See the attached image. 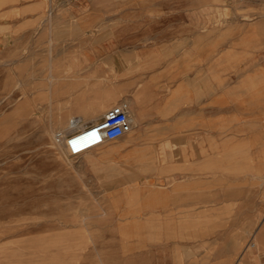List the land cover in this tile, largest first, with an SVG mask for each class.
<instances>
[{"label":"rangeland","instance_id":"1","mask_svg":"<svg viewBox=\"0 0 264 264\" xmlns=\"http://www.w3.org/2000/svg\"><path fill=\"white\" fill-rule=\"evenodd\" d=\"M77 1L50 0L47 43L34 37L31 44L18 43L16 52L0 53L1 263L264 264V148L255 147L264 145V139L242 141L235 156L210 149L206 159L211 170L202 174L207 181L201 180L200 172L193 173L190 189L187 185L180 192L178 188L171 190L174 182L169 180L173 175L164 181L161 186L168 190L166 195L173 191L174 196H185L193 202L186 213L185 205L177 203L166 208L152 204L143 207L144 197L160 191L155 165L164 157L140 149L149 153L143 166L128 162L126 157L133 153L129 148L134 144L128 140L134 138L133 134L106 141L100 149L129 143L109 159L112 168L101 165L98 169H76L67 161L66 147L58 145L55 134L61 129L67 133L75 130L70 123L66 126L78 116L71 108L74 55L79 48L95 47L94 34L91 32L94 39L90 42L89 33L85 36L71 15ZM159 1V12L146 8L139 19L144 26L158 15L159 24L156 19L152 24L160 27L161 40L174 31L226 27L234 14L231 6L249 2ZM106 25L115 28L119 22L102 21L98 31L105 30ZM96 62L103 68L104 61ZM98 74L91 86L100 103L104 99V77L103 72ZM259 79L264 76H242L239 82L243 89H252ZM233 94L243 98L252 91ZM107 108H95L99 121L111 109ZM254 127L258 126L243 122L234 128L252 132ZM257 156L263 159L261 169L252 171ZM227 162L239 163L246 170H221ZM175 207L181 209L175 211ZM186 215L190 218L184 219Z\"/></svg>","mask_w":264,"mask_h":264},{"label":"crops","instance_id":"2","mask_svg":"<svg viewBox=\"0 0 264 264\" xmlns=\"http://www.w3.org/2000/svg\"><path fill=\"white\" fill-rule=\"evenodd\" d=\"M88 1L78 0L71 14L85 36L89 33L90 42L95 37L94 49L79 48L74 55L72 111L90 123L97 115L96 107L126 104L136 140L129 151L149 149L152 155L164 157L155 165L160 191L144 197L143 207L177 203L185 205V213L190 212L193 202L185 196H174L173 191L166 195L168 190L161 186L164 181L173 175L174 179L169 180L174 182L171 190L178 188L180 192L187 185L190 189L193 173L200 172L201 180L207 181L202 174L211 170L206 159L210 149L235 156L242 141L264 139V79L252 89H243L239 82L242 76H264V0L232 5L230 11L234 14L226 27L174 31L165 40L159 38L160 27L152 24L155 19L159 24L158 15L144 26L139 19L146 8L159 12V0L152 4L143 0ZM49 3L0 0V53L16 52L18 43L31 44L34 37L42 44L48 42ZM114 19L119 26L106 25L105 30L98 31L102 21ZM96 61H104L103 68ZM102 72L104 99L98 103L91 85ZM248 91L252 95H232ZM243 122L258 127L252 132L236 131L239 127L235 129V125ZM255 147L261 149L264 145ZM171 156L176 158L170 161L167 158ZM262 160L261 156L255 158L252 171L261 169ZM232 163L222 164L225 168L221 170H246ZM199 207L202 210L203 203Z\"/></svg>","mask_w":264,"mask_h":264},{"label":"built area","instance_id":"3","mask_svg":"<svg viewBox=\"0 0 264 264\" xmlns=\"http://www.w3.org/2000/svg\"><path fill=\"white\" fill-rule=\"evenodd\" d=\"M78 124L80 125L76 118L71 120V126L76 130L70 133L69 140L65 141V147L74 154H79L88 147H96L106 141L121 138L133 127L126 104H116L99 122H92L84 127H77ZM56 138L59 141L61 137ZM85 139L90 140L83 142ZM80 140H83V143H79Z\"/></svg>","mask_w":264,"mask_h":264},{"label":"bare ground","instance_id":"4","mask_svg":"<svg viewBox=\"0 0 264 264\" xmlns=\"http://www.w3.org/2000/svg\"><path fill=\"white\" fill-rule=\"evenodd\" d=\"M229 1V0H228ZM6 43V42H5ZM4 44V43H3ZM118 75V74H117ZM122 75V74H121ZM120 76V75H119ZM110 77V76H109ZM121 77V76H120ZM116 78V77H115ZM148 95V94H147ZM151 95H153V94H151ZM150 98V97H149ZM148 104V103H147ZM89 107H91V106H89ZM77 108V107H76ZM105 108H107V107H105ZM111 108V107H110ZM109 108V109H110ZM85 109H86V107H85ZM84 109V110H85ZM93 109V108H92ZM108 109V108H107ZM106 109V110H107ZM147 109V108H146ZM95 110V109H94ZM102 110V109H101ZM104 110V109H103ZM86 111V110H85ZM84 111V112H85ZM108 111V110H107ZM87 112V111H86ZM90 113H92L91 111H90ZM107 113V112H106ZM147 113V112H146ZM83 115H84V113H82ZM98 114L99 113H97V115H95L94 117H93V120H92V118H91V122H93V123H95V122H99V117H98ZM76 115V114H75ZM89 115V114H88ZM147 115V114H146ZM87 116V115H86ZM90 116H92V114L90 115ZM90 116H89V119H90ZM100 116H101V114H100ZM130 116V115H129ZM82 116H75V117H71L72 118V120L74 119V118H76L78 121H79V123H82L81 125H79L78 124V126L77 127H84L85 125H87V123H88V121H87V123H86V121H82V118H81ZM102 117V116H101ZM87 118V117H86ZM130 118H131V116H130ZM85 119V118H84ZM63 120V119H62ZM71 120V119H70ZM66 122H68V121H66ZM69 123H70V127L72 128V126H71V121L70 122H68V124L66 125L67 126V128L69 127ZM62 123H59V124H57V125H61ZM65 124V123H64ZM133 124V123H132ZM136 124V123H135ZM146 124V123H145ZM52 125V124H51ZM132 126H134V125H132ZM145 128V127H144ZM52 129V128H51ZM55 129H56V127H55ZM54 129V130H55ZM72 129H75V128H72ZM76 130V129H75ZM71 131V130H70ZM57 132V131H56ZM59 132V133H58ZM56 134H55V136L56 137H61L60 138V140H59V144L58 145H62V146H65V141L68 139L69 140V135H70V133H67L66 132V130L65 131H63L62 129L61 130H59ZM61 132H64V133H66V134H64L63 136H61L60 134H61ZM72 132H73V130H72ZM128 133H130V134H133V127H132V130L130 131V132H128ZM67 140V141H68ZM87 140H90V139H87ZM86 139L83 141V140H80V142L79 143H83V142H85V141H87ZM83 141V142H82ZM129 143L131 142V143H134V142H136V140L133 138V139H130L129 138ZM106 143V142H105ZM104 143V144H105ZM125 143H127V142H125ZM125 143H123L122 144V146L119 148V147H117V148H115V149H107V150H104V148L102 149V150H100L103 146H104V144H102V145H99V146H96V147H92V148H90V147H88V148H86V150L85 151H83V152H81V153H79V154H74V153H71V152H69L68 151V149L66 148V154H67V157H66V159H67V161L74 167V168H76V169H80V168H83V167H92V168H96V169H98L101 165H105V166H108V167H110V168H112L113 166H109V164H108V161H109V159H111L112 158V156H114V154H117V153H120L121 152V149L125 146ZM129 143H127V144H129ZM61 146V147H62ZM56 148V147H55ZM64 149H65V147H64ZM62 150V149H61ZM99 150V151H98ZM63 152V151H62ZM61 152V153H62ZM149 153H145V152H141L140 150H136L135 152H133L132 154H130V156H128V157H126V160L128 161V162H130V161H133V162H138V163H140L141 164V166H143V164L147 161L146 160V157H147V155H148ZM76 158H78V160L77 161H75V159ZM107 164V165H106ZM126 175V174H125ZM122 177V176H121ZM117 180V179H116ZM114 181V180H113ZM122 181V180H121ZM123 181H125V180H123Z\"/></svg>","mask_w":264,"mask_h":264}]
</instances>
